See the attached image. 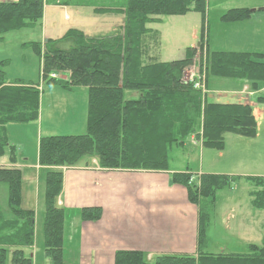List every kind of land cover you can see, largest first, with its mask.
Segmentation results:
<instances>
[{
	"label": "trees",
	"instance_id": "1",
	"mask_svg": "<svg viewBox=\"0 0 264 264\" xmlns=\"http://www.w3.org/2000/svg\"><path fill=\"white\" fill-rule=\"evenodd\" d=\"M87 1V2H85ZM207 0H119L116 5L94 6L96 13H120L124 23L105 35H88L76 28L59 38L23 43L34 49L40 59L43 82L66 90L87 88L86 127L83 134L43 136L38 142V163L45 167L43 178L44 260L64 264V208L57 204L62 189L61 167L77 166L95 158L103 169L167 170L169 144L182 145L191 134L205 146L221 149L223 134L233 132L253 137L256 119L245 103L213 102L209 93L192 82H184V73L194 64L207 78H230L247 82L258 91L264 84V54L209 50L208 39L186 50L182 59L158 63L147 61L143 40L148 22L160 15H182L197 11L204 18ZM89 0L78 4L87 5ZM248 8H232L220 16L223 22H235L249 16ZM43 0L0 1V41L8 32L40 25ZM146 42V46L145 43ZM199 52L198 60L194 57ZM147 61V62H146ZM0 61V159L10 147L6 125L37 121L40 84L8 80ZM62 74L65 78L52 77ZM208 89V88H207ZM126 92L137 97L126 98ZM258 102L264 96L258 95ZM201 130V135L198 133ZM13 147V146H12ZM9 162L15 163L10 150ZM254 185L251 205L264 208V178L246 177ZM234 177L225 174H201L197 182L191 173L172 174V182L182 185L188 201L198 207L197 252L160 254L146 258L140 250H118L113 264H264V245L248 244L246 252L209 253L202 250L209 209L214 208L216 191L230 185ZM0 182L7 184L6 206L14 216L6 218L0 208V264H33L25 249L34 246V211L21 208L22 174L16 168L0 167ZM208 210V211H206ZM83 221H97L101 207L79 210Z\"/></svg>",
	"mask_w": 264,
	"mask_h": 264
},
{
	"label": "rangeland",
	"instance_id": "2",
	"mask_svg": "<svg viewBox=\"0 0 264 264\" xmlns=\"http://www.w3.org/2000/svg\"><path fill=\"white\" fill-rule=\"evenodd\" d=\"M79 1L43 0V15L40 25L34 28L8 32L0 41V61H7L3 66L6 78L8 80L18 79L22 82L39 83L43 90L40 91L39 103V109L42 112L41 120L37 124L14 125L16 128L11 130L15 145L13 152L15 162L21 158H28L27 160L32 161L38 153V139L43 136L82 134L80 133V125L82 122L85 123L87 117L88 101L85 94L87 88L76 86L73 87V90H66L59 85L43 82L40 76V59L38 55L32 47L23 46V43L42 42L47 38H59L70 28L79 29L88 35H105L124 23L123 14L96 13L92 10L94 6L116 5L119 0H89L90 3H87V5L78 4ZM263 4L264 0H207L204 18L201 13L193 10L182 15L157 16L158 20L145 24L150 29V33L143 37V40L150 41L147 44V53L149 54L147 61L164 63L182 59L186 50L190 47L197 48L200 43H204L202 49H205L206 39H208L209 50L232 48L231 35L234 28L223 22L220 16L232 8L252 9L256 6L262 7ZM144 44L146 46V42ZM260 46L264 47V43H261ZM198 57L199 52L195 55L194 61L198 60ZM194 67L197 68V65H194ZM54 75L61 79L65 78L64 75L59 73ZM207 80V88L213 90L209 92L213 94L210 98L211 101L234 102L232 99H238L237 97L229 98L227 96H235V90H240L242 83L231 89L228 82L221 83L219 78L210 77ZM231 80L230 78L227 79V81ZM246 90L255 94L253 98L248 95L241 97L249 98V102H252L255 105L253 107L257 109L255 111V136L247 137L233 132H226L222 138L223 147L217 149L203 145L201 139L192 140L189 135L184 139L182 145L169 144L167 148V172H170L171 175L173 173L189 172L194 182H197L201 174L206 173L225 174L234 177L230 181V185L216 191L213 205L216 208L215 210L214 208L209 209V218L205 221L202 250L209 253L222 251L246 252L247 245L244 238L250 236H252L251 240H254V242L249 244L264 245V231L259 232L258 229H250L248 225L246 230L244 226L239 225L238 220L242 218L241 210H232V214L227 215L228 221L225 220L222 214L228 212L227 208L231 211L230 209L234 207L235 202L238 200V198H226L233 191L239 194V201L243 202L245 200V206L250 207L248 208L249 211L254 212L257 210L252 207L251 200L249 204L247 202L249 200L248 192L255 187L246 177L264 178V102L257 101L258 95L256 92L260 88L258 91L248 88L244 89L243 92H248ZM87 159L91 161L90 157ZM64 168L66 167H61L62 170ZM107 170L113 173L112 175H117L113 168ZM146 171L150 173L153 170L126 169V171L119 172L136 176L141 175L142 178L133 187L128 186L129 184L116 187L115 193H117V190L119 191L118 195L133 189L139 191L141 187L142 190L156 189L151 187L149 177L152 180L157 178L161 180L160 177H164L166 174L154 170L153 174L145 176ZM35 183V185L24 183L23 187L24 210L34 211V246L28 250L25 249V251L26 254L31 253L33 255L34 264H45L43 255L45 242L44 186L40 179ZM152 184L156 185L155 182H152ZM172 184L171 178H168L165 185L162 184L160 189L171 188ZM5 188H7V184L0 182V208L6 218H10L14 215L9 212L6 206ZM114 207L118 210L117 205ZM258 210L262 211L264 208ZM64 211L63 240H68V242L62 243L63 258L65 264H73L72 259L76 257L77 252L74 244L79 238V231L72 218V213L66 209ZM247 224L254 223L248 220ZM125 225L127 235L133 234L134 236L136 233H143L142 229L135 228L133 223ZM141 236L139 235V237ZM146 258L150 259L147 254Z\"/></svg>",
	"mask_w": 264,
	"mask_h": 264
},
{
	"label": "crops",
	"instance_id": "3",
	"mask_svg": "<svg viewBox=\"0 0 264 264\" xmlns=\"http://www.w3.org/2000/svg\"><path fill=\"white\" fill-rule=\"evenodd\" d=\"M249 10L250 13L247 18L235 22H226L227 25L229 24L228 26L234 28V32L231 35L233 46L232 48L220 50L264 54V47L260 46L261 43H264V4L262 7L256 6L252 9L249 8ZM219 79L221 83L228 82L230 84L228 86L231 89L235 85H241L242 83L241 89L234 92L237 96H227L229 98L237 97L238 99H232L234 102L220 103L249 104L252 106L254 117H256L255 111L257 109L254 108L255 105L249 102V98H241L244 95L252 98L255 96L251 91L246 90L249 93L243 92L244 89L249 88L247 82L235 79L227 81L229 78ZM41 88L40 86V91L42 90ZM207 91L209 93L213 90L207 89ZM256 93L257 95L264 96V84L261 85L260 90ZM85 94L88 101L87 91ZM212 95L209 93V98H212ZM137 96L138 93L136 92H126V98ZM41 113L39 109L37 121L33 123L37 124L41 120ZM14 125H28V123H10L6 125L5 130L10 147L6 148L4 156L1 157L0 167L16 168L21 171V208L24 209V183L35 185L38 179L43 181L46 168L38 163V153L32 161L27 160L28 158H21L13 164L9 162L10 150L12 149L14 152L15 147L13 135L11 134L12 128H16ZM85 127L86 118L85 123L82 122L80 125V133L83 134L85 132ZM199 132H201L200 129ZM190 138L196 140L200 139V136L198 138L196 134H191ZM95 160V158H91V161H89L85 158L77 166L64 168L62 173V189L58 197V204L72 213V218L77 224L79 231V238L74 244L77 252L76 257L72 259L73 264H113L114 253L118 250H140L146 253L148 257L160 254L196 255L198 207L188 201L186 190L180 184L172 182L171 188L160 189L162 184L165 185L168 178L172 180L170 172H167V170L155 171L166 174L164 177H160L161 180L158 178L152 180L149 177L152 180L149 179L151 187H155L156 189L149 188L148 190H142L141 187L139 191L133 189L132 191H124V193L118 195V190L115 193L116 187L127 186V184L133 187V185L138 183L139 179L141 180L142 176L119 173L126 171L124 169H114L117 175H112L113 173H110L109 170L96 165L94 163ZM146 172L145 176L154 173V171L150 173H148L149 171ZM152 182H155L156 185H153ZM5 189L7 196V188ZM226 198H238L234 207L230 209L231 211L227 208L228 212L222 213L226 221H228L227 215L232 214V210L239 209L241 210L240 214L242 217L238 220L240 226H244L246 230L248 225L250 229H258L259 232L264 231V210L249 211L248 208L250 207L247 208L245 206V200L243 202L239 201L240 196L234 191L230 196H226ZM248 198L247 202L249 204L251 200L250 191L248 192ZM115 205H117L118 210L114 207ZM83 207H101L102 214L100 219L97 221L80 220L78 212ZM260 213L261 215L259 216ZM248 220L254 224H247ZM127 223H133L135 228L142 229L143 233H136L134 236L133 234L127 235V227L125 225ZM139 235L142 236L139 237ZM251 237L244 238L246 245L254 242V240H251ZM63 242H68V240H63ZM44 262L45 264H49L47 259Z\"/></svg>",
	"mask_w": 264,
	"mask_h": 264
},
{
	"label": "built area",
	"instance_id": "4",
	"mask_svg": "<svg viewBox=\"0 0 264 264\" xmlns=\"http://www.w3.org/2000/svg\"><path fill=\"white\" fill-rule=\"evenodd\" d=\"M194 65H197V64H194ZM194 65H192V67L184 73L182 80L184 82H194L195 88L202 89L204 75L203 73H200L199 67L197 66V68H195Z\"/></svg>",
	"mask_w": 264,
	"mask_h": 264
},
{
	"label": "water",
	"instance_id": "5",
	"mask_svg": "<svg viewBox=\"0 0 264 264\" xmlns=\"http://www.w3.org/2000/svg\"><path fill=\"white\" fill-rule=\"evenodd\" d=\"M171 183H172V180H171Z\"/></svg>",
	"mask_w": 264,
	"mask_h": 264
}]
</instances>
